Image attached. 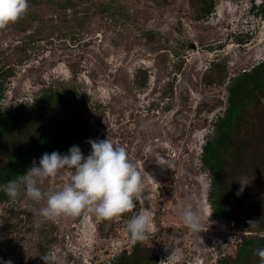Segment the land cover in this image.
Listing matches in <instances>:
<instances>
[{
  "label": "rangeland",
  "instance_id": "374dc122",
  "mask_svg": "<svg viewBox=\"0 0 264 264\" xmlns=\"http://www.w3.org/2000/svg\"><path fill=\"white\" fill-rule=\"evenodd\" d=\"M263 2L215 0L214 13L199 21L203 0H78L76 13L28 0L27 12L0 29V81L9 68L15 72L4 81L0 111L65 96L46 119L53 138L64 130L85 157L89 140L126 147L143 194L133 213L111 220L82 211L46 221L39 215L46 198L34 202L23 194L0 203V260L44 264L40 256L51 253L58 264H114L141 245L160 264L169 255L165 244L171 248L179 238L182 258L175 264H221L237 258L245 239L259 237L213 215L202 158L226 110V85L264 61ZM260 129L264 104L247 109L241 122L245 135ZM256 143H243L248 158L234 160L228 185L229 207L245 217L264 216V138L251 150ZM20 150L8 144L0 158ZM241 171L250 184L237 196ZM71 174L62 170L42 192L59 190ZM188 203L207 209L200 234L181 222ZM141 209L151 210L152 227L146 241L133 244L127 222Z\"/></svg>",
  "mask_w": 264,
  "mask_h": 264
},
{
  "label": "trees",
  "instance_id": "16d2710c",
  "mask_svg": "<svg viewBox=\"0 0 264 264\" xmlns=\"http://www.w3.org/2000/svg\"><path fill=\"white\" fill-rule=\"evenodd\" d=\"M46 1L57 10L77 12L78 0ZM203 4V13L198 17L199 21L210 17L215 9V0H203ZM103 6L105 10L109 4L104 2ZM261 11L264 18V2ZM14 74L12 68L4 73L3 80L0 81V94L5 91L4 81L12 78ZM226 91V110L216 122L214 137L205 146L202 158L205 168L211 175L209 202L216 218L232 222L245 232L264 231V216L253 214L245 217L228 205V185L236 176L231 174V166H235L234 160L237 157L245 164V157L248 155L243 151V143L258 141L255 149L254 147L251 149L255 151L264 138V129L246 135L241 130L243 113L249 108H258L264 104V61L251 71L231 79L226 85ZM59 98L67 99L65 96L44 95L33 104L20 105L12 111H0V151L8 144L21 149L0 158V185H6L17 176L24 175L32 166V162L35 160L38 163L44 153L60 152L72 146L74 139L64 130H60L54 139V125L46 124L48 118L53 115L54 104ZM250 156L252 153H249ZM244 173L239 172L237 177L241 178ZM8 201L9 198L0 190V203ZM123 217L126 218V214ZM252 220L261 222L258 228H249L248 222ZM259 248H264V238L245 239L237 258L223 260L221 264H236L238 261L251 264L249 263L251 260L260 264V258L256 254ZM158 260L159 257L153 249L137 245L131 254L124 251L114 264H158Z\"/></svg>",
  "mask_w": 264,
  "mask_h": 264
},
{
  "label": "clouds",
  "instance_id": "9594fccd",
  "mask_svg": "<svg viewBox=\"0 0 264 264\" xmlns=\"http://www.w3.org/2000/svg\"><path fill=\"white\" fill-rule=\"evenodd\" d=\"M28 7V0H0V29L18 21ZM87 143L91 146L87 157L79 146H72L66 154L58 151L44 153L38 163L35 160L32 162L24 175L17 176L6 185H0V190L10 201L17 200L21 194L34 202L46 198V205L39 210V215L46 221L55 222L61 217L77 216L82 211L92 213L100 220H111L133 213L143 194V182L126 147L114 145L109 138L89 140ZM62 170L72 171L69 181L59 190L42 192L40 186L45 181H53ZM238 182L241 187L237 196L250 184L246 176L241 177ZM206 213V208L188 203L182 206L180 219L191 233L200 234ZM248 223L250 229H256L261 222L252 220ZM151 227L150 209L134 213L127 222L131 242L135 244L146 241ZM256 234L264 238V231ZM180 243V239L175 238L171 248L165 244L169 255L160 264H175L182 258ZM256 254L260 258V264H264V248H259ZM40 257L44 264H58L57 257L51 253ZM0 264L12 262L0 260Z\"/></svg>",
  "mask_w": 264,
  "mask_h": 264
}]
</instances>
